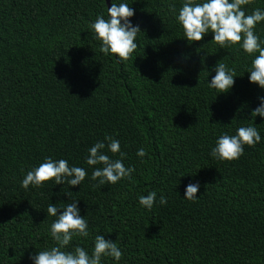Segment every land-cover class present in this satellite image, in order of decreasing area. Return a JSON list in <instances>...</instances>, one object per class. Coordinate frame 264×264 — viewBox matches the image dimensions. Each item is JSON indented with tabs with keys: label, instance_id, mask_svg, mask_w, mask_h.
Returning <instances> with one entry per match:
<instances>
[{
	"label": "trees",
	"instance_id": "16d2710c",
	"mask_svg": "<svg viewBox=\"0 0 264 264\" xmlns=\"http://www.w3.org/2000/svg\"><path fill=\"white\" fill-rule=\"evenodd\" d=\"M111 3L133 7L130 19L141 28L123 63L100 51L89 27L108 17L106 0H0V264H33L30 255L56 246V217L46 210L71 202L65 192L78 200L90 233L66 250L80 245L91 254L104 235L123 257L102 264H264V117L251 116L264 89L248 79L253 57L239 46L220 48L211 32L189 43L176 20L183 0ZM255 8L264 10V0L245 6L246 14ZM255 32L264 40V22ZM217 63L236 71L228 93L208 86ZM241 126L257 128L261 142L245 145L238 160L210 155L219 136ZM105 136L127 153L132 180L90 179L88 150ZM45 157L88 176L77 186L49 181L25 190L22 179ZM189 183H199L194 202L184 198ZM152 191L156 203L147 210L139 196Z\"/></svg>",
	"mask_w": 264,
	"mask_h": 264
},
{
	"label": "clouds",
	"instance_id": "9594fccd",
	"mask_svg": "<svg viewBox=\"0 0 264 264\" xmlns=\"http://www.w3.org/2000/svg\"><path fill=\"white\" fill-rule=\"evenodd\" d=\"M254 3V0H183L182 6L176 15L177 22L182 26L184 38L189 43L202 41L209 32L212 40L220 48L239 46L247 55L253 57L250 66L246 69L250 73L248 79L264 89V40L255 32L257 24L264 22V10L255 8L251 14H246L245 6ZM169 11L177 13L174 3L168 5ZM108 17L97 16L89 27L95 32L96 39L101 42L100 51L104 55H115L120 62L132 60L133 53L138 48L136 42L141 32L139 25H133L130 18L135 15V9L127 3H111L107 9ZM215 75L209 82V87L217 93H228L235 84L236 71L228 68L224 63H217ZM260 105L252 110L251 116L264 117V96H259ZM261 135L253 126H241L235 135L227 133L217 138L215 147L210 155L221 161L238 160L244 154V146L255 147L261 142ZM107 141V144L105 143ZM107 148L119 159H112L105 154ZM87 165L93 167L90 179L97 181L96 186L117 184L122 179L132 180L135 168L125 166L123 160L127 153L121 150L119 140L112 136H105L104 141H98L88 150ZM147 155L145 149L140 148L137 156ZM101 165V167H94ZM88 176L83 167L70 166L66 159L54 160L45 157L39 166L29 170L21 181L25 190L29 186L41 188L49 181L55 185H81ZM199 183H189L186 186L184 198L196 201L199 196ZM71 202L58 208L50 203L47 215L56 217L51 224V237L56 246L30 255L33 264H102V258L112 257L119 262L123 257L122 250L117 243L105 239L104 235H96L94 248L91 254L82 246L77 245L73 251L66 249L71 245L74 237H88V221L80 215L78 200L73 199L70 192H65ZM157 193L139 196V204L147 210H152L156 203ZM159 204H167L166 197L161 194ZM62 209V211H61Z\"/></svg>",
	"mask_w": 264,
	"mask_h": 264
},
{
	"label": "water",
	"instance_id": "95a60500",
	"mask_svg": "<svg viewBox=\"0 0 264 264\" xmlns=\"http://www.w3.org/2000/svg\"><path fill=\"white\" fill-rule=\"evenodd\" d=\"M107 7H110V0H106Z\"/></svg>",
	"mask_w": 264,
	"mask_h": 264
}]
</instances>
